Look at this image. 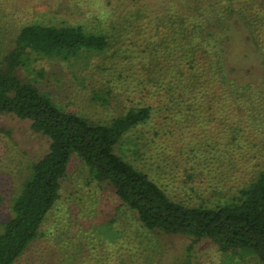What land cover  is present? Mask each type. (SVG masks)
Masks as SVG:
<instances>
[{
  "label": "trees",
  "instance_id": "1",
  "mask_svg": "<svg viewBox=\"0 0 264 264\" xmlns=\"http://www.w3.org/2000/svg\"><path fill=\"white\" fill-rule=\"evenodd\" d=\"M123 12L119 26L125 35L135 30L139 35L146 31L149 37L145 50L143 46L140 51L144 61L135 68L134 76H128L130 88L141 96L131 98L136 103L107 122L62 109L38 84L19 76L18 70L32 53L63 60L80 52L111 49L114 53L120 50L114 43L124 36L121 32L91 31L81 24L29 23L19 29L0 60V114L29 120L32 131L49 142L48 150L32 163L21 183L10 215L0 218V264H14L40 236L46 215L61 196L73 154L88 167L90 180L109 187L118 201L116 207L134 212L142 228L154 234L189 237V256L183 264H192L190 252L202 239L231 259L248 250L264 264V169L232 196L218 192V185H210L216 190L212 195L221 199L208 206H187L171 199L147 172L115 151L124 136L147 123L156 109L175 112L180 122L200 121L194 112L208 106L203 94L210 102L216 97L219 110L234 107L239 112V123L237 119L230 126L231 147L241 144V133L251 127L255 114H262L257 124L264 129V0H161L153 8L138 7L132 1ZM122 54L125 61L138 55L136 51L129 55L127 50ZM129 67L132 72L134 66ZM118 96L108 91L95 98L111 105ZM228 145L224 144L225 152H229ZM259 150L257 156L264 155L262 147ZM110 223L114 239L123 230ZM83 232L88 239L87 231ZM83 241L78 239L69 250L76 248L86 262L93 261L91 247L82 250ZM75 261L73 264H80Z\"/></svg>",
  "mask_w": 264,
  "mask_h": 264
},
{
  "label": "rangeland",
  "instance_id": "2",
  "mask_svg": "<svg viewBox=\"0 0 264 264\" xmlns=\"http://www.w3.org/2000/svg\"><path fill=\"white\" fill-rule=\"evenodd\" d=\"M132 1H136L138 7L145 4L152 8L161 2L0 0V60L12 46L19 29L29 23L81 24L91 31L121 32L124 36L114 43L120 50L114 53L111 49L102 53L80 52L67 60L32 53L18 70L19 76L38 84L62 109L107 122L111 116L136 103L131 102V98L141 96L130 88L128 76H134L135 68L144 61L140 51L143 46L145 50L148 33L143 31L139 35L134 30L133 34L126 32L125 35V30L119 26L124 8ZM124 50L129 55L136 51L138 55L125 61ZM129 65L134 66L132 72ZM108 91L119 94L111 105L95 98ZM203 96L208 106L194 112L201 117L200 121L180 122L175 112L166 114L156 109L147 123L128 132L115 148L116 153L134 167L147 172L171 199L187 206H208L221 199L222 196L212 195L216 190H211L210 185H218V192L232 196L264 169V155L257 156L260 147L261 152L264 150V129H260L263 124L260 127L257 124L262 114H255L251 127L241 133V144L234 143L231 147L230 126L234 120L238 119L239 123V112L234 107L219 110L216 97L210 102L207 94ZM156 100L159 107L160 101ZM202 117L207 121L203 122ZM48 143L46 136L32 131L29 120L12 113L0 114V218L10 215L13 198L29 175L32 163L48 150ZM225 143H230L229 152H225L228 151ZM90 179L88 167L73 154L61 196L46 215L40 236L14 264H73L75 258L80 264H183L189 256V237L147 231L134 212L117 208L118 201L109 187ZM110 221L123 230L114 239ZM83 230L87 231L88 239ZM82 238V250L91 247L89 254L93 261L86 262L77 255L80 250L76 248L69 250L71 244L75 246ZM112 240L114 243L109 244ZM190 260L192 264H262L248 250L231 259L204 239L192 248Z\"/></svg>",
  "mask_w": 264,
  "mask_h": 264
}]
</instances>
